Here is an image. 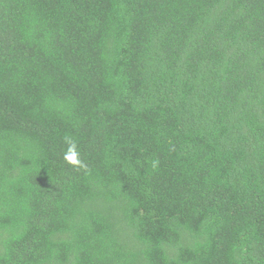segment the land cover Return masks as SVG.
I'll return each instance as SVG.
<instances>
[{
	"label": "trees",
	"instance_id": "obj_1",
	"mask_svg": "<svg viewBox=\"0 0 264 264\" xmlns=\"http://www.w3.org/2000/svg\"><path fill=\"white\" fill-rule=\"evenodd\" d=\"M0 264H264V0H0Z\"/></svg>",
	"mask_w": 264,
	"mask_h": 264
},
{
	"label": "clouds",
	"instance_id": "obj_2",
	"mask_svg": "<svg viewBox=\"0 0 264 264\" xmlns=\"http://www.w3.org/2000/svg\"><path fill=\"white\" fill-rule=\"evenodd\" d=\"M65 148L62 152L63 162L73 170H84L86 164L81 159L78 141L72 136L64 137Z\"/></svg>",
	"mask_w": 264,
	"mask_h": 264
}]
</instances>
